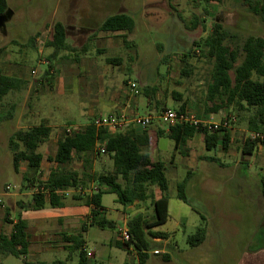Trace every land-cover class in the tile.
Returning a JSON list of instances; mask_svg holds the SVG:
<instances>
[{"label": "rangeland", "instance_id": "1", "mask_svg": "<svg viewBox=\"0 0 264 264\" xmlns=\"http://www.w3.org/2000/svg\"><path fill=\"white\" fill-rule=\"evenodd\" d=\"M258 1L261 0L209 3L203 0H7L13 13L11 20L4 24L5 28L0 27V70L25 81L26 86L11 92L0 103V191L7 185L19 199L31 200L19 193L28 194V188L38 186L37 180L48 176V157L56 153L65 130L84 128L93 119L94 116L83 117L81 105L90 106V100L83 99L86 97L101 99L121 92L125 99L127 95L132 101L133 107L138 102V116H146L150 111L144 88H156L155 99L161 107L154 111L156 117L165 110L178 111L185 105L187 111L199 119L221 123L229 117V130L237 131L239 137L243 135L239 129L245 126L236 111H209L214 104L208 101L213 60L205 58L194 43L212 33L216 19L233 36L232 44L240 48L248 37L264 36V22L250 9ZM116 14L134 18L135 30L127 34V40L134 47L129 48L124 43L123 32L99 31L102 23ZM196 20L201 24L194 29ZM56 22L66 26L70 50L55 52L54 48L46 46ZM85 56L94 58L93 63L98 68L93 81L75 61L76 58L81 61ZM107 58H120L121 64L109 65ZM49 65L52 66L51 73L46 75ZM101 75L103 77L99 78ZM76 79L80 89L71 91ZM130 84L136 85L134 90L129 88ZM99 89H102L101 95ZM174 93L180 97H174ZM153 103L154 106L157 104ZM10 111L13 116L7 119ZM156 123L149 127H158ZM41 125H50L52 134L39 149L45 157L41 174L36 175L33 170L26 174V179L33 180L29 184L14 169L15 150L8 144L9 138L18 130ZM165 126L169 127L168 124ZM189 145L190 150L187 147L184 150L193 154L198 167L188 179L187 203L178 198L177 186L186 179L189 170L183 165V154L174 152V141L163 136L158 148L150 151L151 156L164 162L167 168L169 189L164 195L169 200V220L155 230L167 232L169 238L163 242L156 240L145 264H244L246 255L264 246V198L259 192L257 176L246 175L241 170L238 161L242 159L243 146L238 142L230 146L232 152L239 154L238 158L223 157L226 153L222 148L207 151L200 137L188 141ZM173 152L175 156L171 160ZM208 155L219 162H209L205 158ZM66 169L94 176L113 172L114 165L106 153L96 150L87 157L75 159ZM259 169L257 172L254 169L253 173H259ZM22 185H25L23 190ZM37 191L38 187L34 193ZM154 191L159 189L155 187ZM72 195L70 192L68 197L72 198ZM102 205L106 217L122 226L118 211L125 207L118 202L117 196L105 194ZM138 207L145 212L134 210L135 214L143 212L150 220L156 217L152 200L139 203ZM11 213L15 215L12 210ZM201 215L206 217L205 222ZM202 224L207 226V238L203 244L192 247L187 238ZM115 234L116 230L111 228H93L87 233L86 250L97 254L90 259V264H140L136 256H128L125 249L115 245ZM165 256L170 259L166 260ZM43 260L80 264L79 252L70 256L64 249L45 254ZM0 264L26 263L22 256L0 253Z\"/></svg>", "mask_w": 264, "mask_h": 264}, {"label": "trees", "instance_id": "2", "mask_svg": "<svg viewBox=\"0 0 264 264\" xmlns=\"http://www.w3.org/2000/svg\"><path fill=\"white\" fill-rule=\"evenodd\" d=\"M203 1L209 3L220 0ZM7 8V0H0V11ZM250 9L264 22V0L251 5ZM199 24L201 22L196 20L193 25L194 29ZM135 27L136 22L133 17L116 14L108 17L100 26L99 31L125 32L124 43L130 47L133 45L128 42L126 35L133 33ZM67 35L66 26L62 22H56L52 27L46 46L54 48L55 52L70 50ZM232 38L233 36L216 19L212 33L200 42L194 43L200 48V52L205 58L213 60L211 81L208 86V101L214 104L209 111L216 113L223 109H232L238 113L240 122H243L250 132L264 134V36L248 37L243 42L242 48L233 45ZM241 57H243L242 61H240ZM117 60L107 59V62L111 63ZM233 72L234 76H232ZM186 73L189 74V72ZM24 86H26L25 81L6 75L0 70V103L11 92L22 90ZM156 92V88H144L146 98L151 103H157L155 108L160 109L161 107L155 99ZM174 97H180V95L174 93ZM186 111L185 105H182L177 112L184 113ZM12 116V111L8 112L7 119ZM169 130L168 137L174 141L175 153L180 152L186 155L184 149L187 142L197 134L203 135L207 151H217L222 148L224 152H227L230 149L231 130L228 129L209 131L206 128L182 124L172 126ZM51 132L50 127L41 125L13 133L9 145L11 149L15 150L13 163L16 171L21 162H27L35 173L40 171L43 155L38 152V149L49 139ZM164 134L163 130H157V138L163 137ZM99 141L104 142L106 154L113 161V172L91 176L85 172L81 174L66 169V166L73 163L75 159L93 154ZM149 144L148 129L141 134L136 133L133 129L110 134L104 129H97L93 124H89L84 129L65 134L58 143L54 157H49V160L54 162L57 167L51 171L46 181L39 183L38 191L33 195L31 210L44 209L46 196H48L52 208L63 207L68 190L82 189L84 191L90 181H95L97 191L91 195L76 192L77 194H74L72 198L74 201L91 206L90 226L115 230L116 223L106 217L102 207V198L105 194H115L118 202L123 206H128L136 201L152 200L155 220L150 221L144 213L130 216L127 226L131 241L123 243L118 240L116 242V246L122 249L133 248L138 253L140 264H145L150 251L157 244L156 239L169 238L167 232L155 230L157 227L165 225L169 220V200L164 195L169 189V180L166 176L165 164L154 161L149 154L143 153V148L148 147ZM258 145L257 141L249 139L242 149L243 155L254 154ZM20 146L22 149L19 150ZM206 159L209 162H219L213 156H208ZM86 163H88L87 160ZM190 177L191 173H188L187 178L177 186L178 198L186 203L188 202L187 184ZM155 187L163 194L159 199L155 198L153 192ZM261 194L264 198V175L261 178ZM201 218L203 222L206 221L204 215H201ZM26 228V222L18 220L13 226L10 238H1L0 252L17 257L25 256L29 247ZM87 228L88 226L85 225L78 233L63 236L64 242L68 244L65 249L69 251V255L79 252L80 264H90L84 237ZM206 238L207 226L202 224L194 234L188 236L187 241L190 246L196 247L203 244ZM164 258L169 260V256ZM26 264H66V262L60 260L52 263L27 261Z\"/></svg>", "mask_w": 264, "mask_h": 264}, {"label": "crops", "instance_id": "3", "mask_svg": "<svg viewBox=\"0 0 264 264\" xmlns=\"http://www.w3.org/2000/svg\"><path fill=\"white\" fill-rule=\"evenodd\" d=\"M118 33H122V32H118ZM125 34L126 33L123 32L121 37L123 38V35H125ZM126 37H127V35H126ZM67 42H68V35H67ZM130 43L133 45L130 47H134V44L132 42H130ZM83 49H84V51L87 50L86 48H83ZM84 54H86V53H84ZM107 59H118L119 60V61L117 60V61L111 62V63L107 62L109 65L121 64L120 58H107ZM107 59H106V61H107ZM75 61L77 63H79L80 66L82 67V68L81 67H79V68H81L82 70L87 72L86 75L88 74L91 76L90 79H92V81H93L97 75L96 72L98 70L96 65L93 63L95 61V59L90 58L88 56H85L83 59H81V61L78 58H76ZM51 69H52V66L49 65L48 70L45 71V74L49 75L51 73ZM100 69H101V67H100ZM48 71H49V73H48ZM83 77H84V75H83ZM102 77H103V75L99 76V78H102ZM77 87L79 88V82L76 79L73 83V87L71 88V91H74ZM98 92H99V95H101V93H103L102 89H99ZM78 93H79V91H78ZM123 95L124 94H122L121 92H114L107 98H101V99H94V97L93 98H91V97L83 98V99H89L90 100V106L89 107L81 105V108H83V111H84L83 117L88 118V117L94 116L89 124H93V122L97 118L108 116L111 114L124 115L128 119H131V121L134 119L137 120L140 118L141 119L147 118L149 116L156 117V115L154 113V111H156V108L153 105V102L151 103L149 99H148V101H149L148 107H149L150 113L147 114L146 116H138V114L136 112L138 109V102H137V104L134 103L135 107H133L132 101L130 99H128L127 95H126V99H125V96H123ZM151 109H155V110H151ZM104 113H107V114H104ZM156 120L157 119H155L153 121L152 125H155V122L158 123V121H156ZM158 124H159L158 127L143 128V127L137 125L136 123H131L129 125V128H127L125 131H123V132H126L128 130L133 129V130H135L136 133L141 134L146 129H148V133H149V137H150V144L148 147L143 148V153L149 154L151 159L154 161H159V160L154 159L151 156L150 151L156 150L158 148L159 141L162 138V137L157 138V135H156L157 130L158 129L163 130L165 132L164 136H168L170 133L169 132L170 127H167V126L160 124V123H158ZM88 125H86V126H88ZM45 126H48L52 129V127L50 125H45ZM84 128H78V127L74 128V129L68 128L65 130L62 137L65 134H68L67 131H70L69 134H71L75 130H81ZM239 131L243 132V135L239 134L240 137L238 135H236L237 131L231 130L230 146L234 142H238L239 145H242L244 147L245 143L250 139L252 132H250L246 127L240 128ZM51 134H52V132H51ZM11 136H10V138H11ZM196 137H200L204 143V137L202 134H197V135H195L194 138H196ZM10 138H9V141H10ZM60 139H59V141H60ZM191 140H189V141H191ZM59 141H58V143H59ZM40 147H39V149H40ZM185 147H187L189 149L190 145L188 146V142H187ZM57 148H58V144H57ZM204 148H205V144H204ZM39 149H38V152H40ZM102 149H105L104 142L99 141L97 143L96 150L98 151V153H101L100 150H102ZM188 149L186 151L187 155H183V157L181 156V158H182L183 165L189 170L188 173L193 174L194 170L198 167V165L194 161L195 157L193 156V154L189 155L190 149L189 150ZM185 150H186V148H185ZM56 152H57V150H56ZM177 153H179L181 155L180 152H177ZM225 153H226V155L223 154V157L234 156L235 158H238V155H239L238 153H236L234 151L232 152L231 148ZM173 155H174V152H173ZM173 155L171 157V160H173ZM208 156H210V155H208ZM208 156H205V158ZM49 157H54V156H49ZM49 157H48V161L50 163L49 174L47 177H41V180L36 179L38 181V185L40 182L46 181L49 178L51 171L57 167V165L54 162H51L49 160ZM177 157H176V159H177ZM188 157H190V158H188ZM241 158L242 159L240 161H238V163L241 162V170L243 172H245L246 175L251 174L252 176H257L256 180L259 184L258 188H259V192L261 194V178L264 175V144H261V145L259 144L257 146L256 151L252 155H243V153H242ZM44 159H45V157L43 155V161H44ZM171 160H170V163H172ZM43 161H42V163H43ZM160 162H162V161H160ZM42 163H41V167H43ZM54 165H56V166L54 167ZM41 167H40V171L38 173H36V175L41 174ZM165 167H166V165H165ZM173 167L175 168V171H177V168L175 167V165H173ZM254 169L256 172H257V169H259L260 170L259 173H257L255 175V173H253ZM30 170L31 169L28 166L27 162H21L19 164L18 170L17 171L15 170V171H16V173H18L22 176V180L29 182V184H32L33 180L31 181L29 179H26V174ZM75 171H77V170H75ZM77 172H79V171H77ZM36 187H38V186L33 185L32 189L28 188V190H27L28 194H23L24 191L19 193L22 196L27 195V197H31L30 201H24V200L19 199V196H17L18 194L11 193L10 186L6 185L4 187V190L0 191V243H1V238H10V236L13 232V226L15 223L18 222V220L21 219V220L25 221L27 224L26 233H27V237H28L27 240H28V244H29L27 254L25 256H22L25 263L27 261L46 262L45 260H43L45 254L55 252L58 249L66 250L65 247L68 244L64 242L63 236L76 234L85 225L88 226V228H87V232L85 233L84 237L93 228H99V229L105 230V229L100 228L98 226H90V221H91L90 218H91V210H92L91 206H88V205L83 204L81 202L74 201L73 198L68 197L70 192H72L73 195L77 194L76 193L77 190H74V189H70L67 191V198L64 201L65 204L63 207L52 208L50 206L49 198H48V196H46L44 209H42L40 211L31 210V206L33 205V195L35 194L34 191H35ZM23 188H25V185L21 186L22 190H23ZM93 188H96L98 190V188H97V186H95L94 182L91 181L88 183L87 188L84 190V193L91 195L93 192H95V191L91 192V190ZM154 195H155L156 199H159V198H161V196L163 194L159 190L158 192L154 191ZM147 201H149V200H147ZM147 201H143V202L136 201V202H134L128 206H124L125 208L122 211H118V220L122 223V226H119L114 221L116 223V229H115L116 234H115V238H114L115 245H116V242L119 240V238H117V233L119 232L120 229H122L121 227H124L125 225H127L129 217L135 214L134 210L135 211H138V210L144 211L143 208L141 209L138 207V204L139 203H146ZM8 204L10 206H8ZM102 207H103V205H102ZM103 209H104L105 215L107 216L106 209L104 207H103ZM11 210L14 211V213H15V215L13 214L14 216H12ZM141 213H143V212H141ZM154 220H155V218H153L150 221H154ZM72 231H75V232L72 233ZM156 240H158V239H156ZM159 240H160V242L164 241L161 239H159ZM112 243H113V238H112L110 244H112ZM86 245H87V243H86ZM126 251H127L128 256H136L139 260L138 253L133 248H130ZM0 253L4 256H8V255L3 254L2 252H0ZM95 256H97L96 253L88 252L89 263H90V259L95 257ZM244 260H245L244 264H264V246H261L257 249H254L251 252V255L245 256ZM47 263H52V262H47ZM240 264H242V263H240Z\"/></svg>", "mask_w": 264, "mask_h": 264}, {"label": "built area", "instance_id": "4", "mask_svg": "<svg viewBox=\"0 0 264 264\" xmlns=\"http://www.w3.org/2000/svg\"><path fill=\"white\" fill-rule=\"evenodd\" d=\"M136 85H131L129 88L131 90H134ZM137 93V92H136ZM157 119L159 122L163 125L168 124L169 127L176 126V125H182V124H189L194 127H202L206 128L209 131H216L219 129H228L230 127L231 119H226L225 121H222L221 123H215L212 120H206V119H199L196 115L191 114L190 112H184V113H178L177 111L173 110H165L159 117H152L149 116L147 118L143 119H137L132 120L128 119L124 115L121 114H111L108 116L100 117L95 119L93 122V125L97 129H104L110 134H115L118 132H123L127 128H129V125L131 123H136L137 125L146 128L153 124V121ZM234 120V119H233ZM168 127V126H167ZM69 134L70 131H67ZM251 140L257 141L260 145L264 144V134L262 133H253L250 137ZM102 154H105V149L100 150ZM97 191L96 188H93L91 192ZM77 192L84 193L82 189L77 190ZM119 240L123 243H127L131 241V235L128 230V226L125 225L122 229L119 230Z\"/></svg>", "mask_w": 264, "mask_h": 264}, {"label": "flooded vegetation", "instance_id": "5", "mask_svg": "<svg viewBox=\"0 0 264 264\" xmlns=\"http://www.w3.org/2000/svg\"><path fill=\"white\" fill-rule=\"evenodd\" d=\"M13 13V12H12ZM12 13H11V10L9 9V7L7 8V9H5L4 11H0V17L1 16H8V18L6 19V22H8V21H10L11 19H10V17H11V15H12ZM6 22L5 23H3L1 20H0V23H2V24H0V27L2 26V28H5V26H4V24H6Z\"/></svg>", "mask_w": 264, "mask_h": 264}, {"label": "water", "instance_id": "6", "mask_svg": "<svg viewBox=\"0 0 264 264\" xmlns=\"http://www.w3.org/2000/svg\"><path fill=\"white\" fill-rule=\"evenodd\" d=\"M6 19H7V17H6V16H1V17H0V20H1L3 23H5V22H6ZM0 24H2V23H0Z\"/></svg>", "mask_w": 264, "mask_h": 264}]
</instances>
